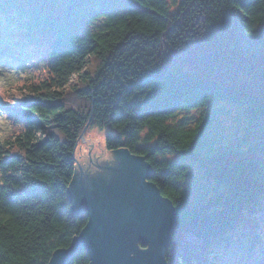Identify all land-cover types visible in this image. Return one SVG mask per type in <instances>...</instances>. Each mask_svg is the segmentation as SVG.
<instances>
[{
    "label": "trees",
    "instance_id": "1",
    "mask_svg": "<svg viewBox=\"0 0 264 264\" xmlns=\"http://www.w3.org/2000/svg\"><path fill=\"white\" fill-rule=\"evenodd\" d=\"M87 125L152 166L169 264L264 253V0H0V264H48L86 226L67 189Z\"/></svg>",
    "mask_w": 264,
    "mask_h": 264
},
{
    "label": "water",
    "instance_id": "2",
    "mask_svg": "<svg viewBox=\"0 0 264 264\" xmlns=\"http://www.w3.org/2000/svg\"><path fill=\"white\" fill-rule=\"evenodd\" d=\"M87 128L67 198L73 215L87 213L88 222L48 264H71L82 250L89 264H169L177 213L151 181L152 166L126 148L108 151L99 134L84 136Z\"/></svg>",
    "mask_w": 264,
    "mask_h": 264
},
{
    "label": "rangeland",
    "instance_id": "3",
    "mask_svg": "<svg viewBox=\"0 0 264 264\" xmlns=\"http://www.w3.org/2000/svg\"><path fill=\"white\" fill-rule=\"evenodd\" d=\"M9 68V66H7ZM11 70V69H10ZM5 71L4 76H10V74L12 73V71ZM13 70V69H12ZM2 83L4 85L7 84L6 81L3 80V78L1 79ZM233 112H237V110H233ZM226 126H231L233 125L232 123H224ZM114 131L112 129H101L98 127H92L90 129L87 130L85 137L86 138H90L89 134L91 133L92 135H97L99 134L102 139H105V147H106V137L108 136V134L113 133ZM5 135V132H2V129H0V139L3 138ZM81 143L84 144L85 143V139L82 138L81 139ZM106 149L109 151L110 149H108L106 147ZM258 236L255 237L254 241L258 240ZM251 246L243 251L242 249H240V251L236 252V253H232L231 255L225 257L224 259V263L223 264H245L242 260V257H244L245 259H247L249 257V255L251 254ZM251 264H264V253L261 254L259 257H257Z\"/></svg>",
    "mask_w": 264,
    "mask_h": 264
}]
</instances>
